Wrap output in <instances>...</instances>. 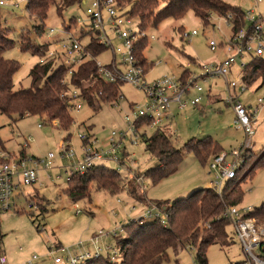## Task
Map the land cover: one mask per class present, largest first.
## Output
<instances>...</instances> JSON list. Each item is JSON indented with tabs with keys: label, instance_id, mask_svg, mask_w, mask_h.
Returning a JSON list of instances; mask_svg holds the SVG:
<instances>
[{
	"label": "rangeland",
	"instance_id": "obj_1",
	"mask_svg": "<svg viewBox=\"0 0 264 264\" xmlns=\"http://www.w3.org/2000/svg\"><path fill=\"white\" fill-rule=\"evenodd\" d=\"M5 1L6 4L0 6L2 20L4 26L10 29L9 36L15 40V43L5 48L4 55L21 64L14 76L15 87H29L31 85L29 74L39 62L40 56L32 54L31 51L21 50V43L24 40H22V35L25 36L24 38L30 37L36 44H48L50 49H54L57 47L52 43L54 39L67 40L69 37L68 34L59 31L64 27L65 22L77 17L87 19V4L83 1L75 3L64 9L61 14L53 6L44 28L36 32L33 26L39 25V21L29 15L27 2ZM17 1H20L19 5H14L13 3ZM123 1L124 5H130L129 2L135 0ZM225 1L240 6L243 10H248L255 7L257 0ZM163 5L164 1L160 0V6ZM259 8L264 13V0H261ZM135 20L137 21L136 18ZM80 25L72 26V32L78 36ZM179 26H183L187 32L197 30L198 34L183 38L177 29ZM50 28H55L56 32L49 35ZM141 29L148 34V45L144 50V55L150 63L153 62V66L145 75L149 83L162 79L166 75L179 78L183 72L187 71L184 78L187 79L191 72L195 73L200 76L198 84L204 90L203 93L192 90L184 96L187 101L201 96L202 100L198 105L188 102L187 106L180 110L175 103L167 112L168 117L162 124L167 126L173 144L177 148H182L193 137L201 139L210 136L223 148L222 152H230L246 145L247 135L235 124V111L227 102L225 80L216 76H202L204 74L202 64L220 61L224 57V47H218L213 51L209 41L214 39L221 43L229 38L233 28L228 18L214 13L210 24L206 26L194 12L190 11L183 19L168 18L163 20L158 27L142 26ZM110 56L108 52H105L100 60L107 64ZM242 74L243 71L236 63L231 69L230 78L240 81ZM247 87L245 91H239L238 94H240L239 99L248 107L254 122L255 134L252 137L251 147L244 154L246 166L242 175L253 166L264 148V102L259 103L258 101L260 97L264 98V82L259 78ZM121 90V95L124 94V97L121 98L120 95L116 105L113 104L114 102L106 103L98 112H94L88 104H84L80 109L71 108L74 122L70 129L71 137L68 142L77 151H80L84 144L79 134L92 136L94 146L106 149L107 138L111 132L125 128V117L135 115L137 108L131 104H145L146 98L142 90L128 83H124ZM156 128L155 126L149 127L146 132L147 136L152 135ZM66 135V131L59 129L57 125L45 122L38 115L19 118L17 115L11 117L0 113V147L9 152L21 154L20 151L24 149L28 156L42 157L51 151L58 152ZM124 152L127 154L125 155ZM118 156L125 159L124 163L104 159L98 164L116 169L121 173H127L130 168L133 169L128 173V179L131 181L133 180L131 173L136 175V170L145 173L158 163L155 156L146 150L143 138L139 139L138 144H132L126 140ZM66 163L60 159L56 161V165ZM49 174L56 176L57 169L48 172L41 170L40 177L45 180ZM62 175L61 180H54L52 183L46 182L42 185L39 182L24 187L25 193L29 195L33 194L35 189L38 190L34 196L29 198L34 207L30 206L28 201L19 194L16 196L19 209L2 211L1 222L4 237L0 245V253H5L9 264H27V259L35 254H45L48 246L55 243L56 238L61 240L65 246H73L77 251L81 250L78 243L82 241L86 249L93 251L100 247L102 254L107 255L109 247H118L117 238L124 234L123 232L113 234L109 231L137 219L147 209L146 206H140L138 203L135 208L133 207L135 201L131 197L134 195L126 187H123V190L120 188L118 194H113L94 188L96 187L94 183L88 198L73 201L63 193V189L67 187V175L64 169H62ZM214 178L215 174L210 173L209 161L203 164L193 153L184 152L183 161L175 173L158 183H153L151 179L146 178L145 192H142L136 185V197H145L146 204L150 203L149 200L153 202L173 201L186 197L199 188L208 187V183ZM242 187L245 195L239 205L259 207L264 201V166L259 167L255 174L242 184ZM39 209L46 212L51 211L41 214ZM78 210L81 212L77 213ZM31 214H35L34 218ZM101 231L104 234L96 239ZM227 231L231 244L227 246L210 245L207 252L209 264H228L247 260V255L232 225L227 227ZM195 254L196 250L191 246L182 248L179 254L170 251V259L162 264H197ZM45 264L56 263L48 259Z\"/></svg>",
	"mask_w": 264,
	"mask_h": 264
},
{
	"label": "trees",
	"instance_id": "obj_2",
	"mask_svg": "<svg viewBox=\"0 0 264 264\" xmlns=\"http://www.w3.org/2000/svg\"><path fill=\"white\" fill-rule=\"evenodd\" d=\"M81 1L28 0L27 11L29 15L39 21V25L33 26V28L36 32L44 28L45 21L53 6L61 14L64 9ZM163 1V6H160V0L129 2L130 12L138 20L140 28L142 26L158 27L163 20L168 18L183 19L190 11L194 12L206 26L210 24L214 13L226 18L232 16L233 32L238 31L244 25V10L240 6L232 5L225 0ZM122 3H124L123 0ZM74 22L75 18H72L69 23L65 22L64 25L68 24L70 26V23ZM177 29L183 35L184 27L179 26ZM9 30L3 24L0 11V113L11 117L17 115L19 118L38 115L45 122L57 125L59 129L66 131L67 135L64 141L67 143L71 137L70 129L74 122L69 104L70 92L73 88L80 91L83 105L88 104L94 112L101 110L106 103L119 100L123 83L104 79L94 59L105 51V47L99 42H94L90 46L93 58L73 67L71 75H68L71 67L65 62L51 58L45 64L36 63L29 74L31 78L29 87L16 88L14 76L20 69L21 64L19 61L4 55L5 48L11 47L15 43V40L9 36ZM24 37L22 35V40L24 39L21 43L22 51H31L32 54L42 56L47 54L50 49L48 44H36L30 37ZM147 45L148 37L140 39L136 45V55L140 61L139 63L144 66L145 73L153 66V62L150 63L144 55ZM191 58L196 60L194 57ZM195 63L197 62L195 61ZM186 72L181 74L182 78H184ZM259 78L264 82V56H253L243 68L242 80L248 86H251ZM64 79L68 81H64ZM150 123L151 119L143 118L138 121L137 127L140 138L144 140L146 150L155 156L158 163L145 173L138 170L135 173L136 175H145L153 183H158L163 178L175 173L183 161L184 152L193 153L203 164H206L223 150L219 143L210 136L201 139L193 137L182 148H177L173 144L167 126H163V124L158 125L156 131L147 136L146 132ZM93 139L92 136H88L87 139L82 141L86 144ZM24 151V149L20 151L21 155H25ZM211 155L213 156L211 157ZM124 161L125 159L121 158V163H124ZM245 166L246 162L237 170L234 178L226 180L222 193H217L213 189L205 187L173 201L153 202L149 200L150 203L148 204H146L145 197H136L137 184L134 180L128 179V173L133 171L131 168L127 173H121L116 169L96 164L85 174L75 173L67 181V187L63 189V193L73 201L88 198L93 183L96 184L94 188L113 194H118L120 188L123 190V187H126L134 195L131 198L140 206L153 203L162 212L168 214L166 223H163L161 218L148 221L135 219L126 223L123 230L124 234L117 238V245L121 252L118 259L113 260L109 255H102L90 258L80 264H162L170 259V251L179 254L182 248L188 246L195 248L197 264H209L207 252L210 245L227 246L231 244L227 231L230 221L225 219L222 212L227 206L238 205L243 201L245 192L242 184L251 175L255 174L259 167L264 166V148L253 166L242 175ZM37 192L38 190L35 189L34 193L29 196L32 197ZM41 198L43 197L41 196ZM39 211L41 214H47L51 210L46 212L39 209ZM1 215L2 210L0 209V245L3 243L4 237ZM31 216L34 218L35 214H31ZM248 216L264 222V201L259 207H255V210ZM206 224H210V227H207ZM261 250L262 255H264V240L262 241ZM2 254L3 252L0 253V255ZM47 260V257H43L37 263L41 264L42 261ZM244 262L245 260L228 264H244Z\"/></svg>",
	"mask_w": 264,
	"mask_h": 264
},
{
	"label": "built area",
	"instance_id": "obj_3",
	"mask_svg": "<svg viewBox=\"0 0 264 264\" xmlns=\"http://www.w3.org/2000/svg\"><path fill=\"white\" fill-rule=\"evenodd\" d=\"M27 2L28 0H20ZM14 5H19V2ZM86 7L87 19L75 18L74 23L70 26L64 25L59 30L68 34L67 40L56 38L52 41L57 47L49 49L47 54L40 56L39 63L45 64L49 59L54 58L58 61L65 62L71 69L69 74L73 73V67L81 62L93 58L90 46L96 42L105 47V51L100 53L97 58L99 72L104 79L111 82L128 83L143 91L146 101L144 105H133L137 108L135 115L125 117V128L113 130L107 138L106 149L94 146V140L82 146L77 151L73 146L63 141L58 152L51 151L42 157L28 156L9 152L0 147V209L8 211L10 209H19L16 199L17 195H22L30 202L29 194L25 193V186H31L37 183H52L54 180L63 178L62 169L66 173V179L69 181L75 173L85 174L90 168L104 159H113L121 162L118 156L119 150L124 142L129 140L132 144H138L140 133L138 131V121L143 118L151 119L149 127L162 125L164 119L168 116V111L176 103L178 109L183 110L188 102L192 105H198L202 97L196 96L194 99L187 101L184 99L186 94L192 90L197 93H203V87L198 84L195 73L191 72L190 76L185 79L176 76H165L162 79L149 83L145 78L144 66L139 63L136 55V45L142 38L148 37L145 30L139 27L138 20L132 16L130 6L124 5L122 0H82ZM261 0L256 1L254 8L244 10V25L238 31L233 32L225 42L218 43L216 40H210L209 45L213 51L218 47H224L225 54L220 61H210L201 65L205 76L221 77L227 84V102L235 111V124L242 128L247 135L246 145L240 149H233L230 152H220L215 155L209 162L210 173L215 174V178L208 183V187L222 193L226 180L234 178L237 170L245 163L244 154L251 147L252 137L255 134L254 122L249 114L248 107L239 99V91H245L247 84L241 79L240 81L231 79V69L237 63L241 70L253 56H264V13L260 11L259 4ZM6 4L5 0H0V5ZM232 16L228 17L230 25ZM69 23V22H68ZM81 24V25H80ZM73 25H80L78 36L72 32ZM55 28H50L49 35L55 33ZM198 31L183 32V38L197 35ZM87 38L86 40H83ZM117 43V45H116ZM60 45V48H58ZM108 52L111 56L109 63H103L100 58ZM64 81H68L64 79ZM121 95V94H120ZM120 97V96H119ZM124 94L121 95V98ZM259 103L264 102V98H259ZM69 104L71 108L80 109L83 107V100L80 91L73 88L70 92ZM113 104H117V101ZM82 140L88 138V135L79 134ZM57 159L66 161V164L56 165ZM57 169V175H48L47 179H41L40 172L44 170ZM131 178L136 182L142 192L146 190V176L134 175ZM137 203L135 202L134 208ZM147 209L136 220H156L161 218L166 223L168 214L156 205H145ZM255 208L241 207L238 205L227 206L222 215L230 221L238 241L247 255L244 264H264V255H262V241L264 240V222L248 215ZM81 211L78 210L77 213ZM130 222V221H129ZM124 225H119L115 230L109 231L113 234L122 233ZM210 227V224H206ZM101 231L96 239L103 235ZM80 251L73 246L52 245L45 255L35 254L27 260V264H38V260L43 257L52 259L56 264H80L93 257L102 256V250L97 247L96 250H88L81 241L78 243ZM107 255L116 260L121 256L119 247L107 250ZM0 263H7V256L0 255Z\"/></svg>",
	"mask_w": 264,
	"mask_h": 264
},
{
	"label": "crops",
	"instance_id": "obj_4",
	"mask_svg": "<svg viewBox=\"0 0 264 264\" xmlns=\"http://www.w3.org/2000/svg\"><path fill=\"white\" fill-rule=\"evenodd\" d=\"M132 105V104H131ZM168 117V116H167ZM166 117V118H167ZM4 147V146H3ZM208 186V185H207ZM53 244H62V241L61 240H58L57 238L55 239V243H53ZM64 245V244H63ZM51 246V245H50ZM49 247V246H48ZM48 249V248H47ZM3 254H5V253H3ZM28 260V259H27ZM9 260H8V257H7V263L9 264V262H8ZM47 261H45V262H41V264H45Z\"/></svg>",
	"mask_w": 264,
	"mask_h": 264
}]
</instances>
